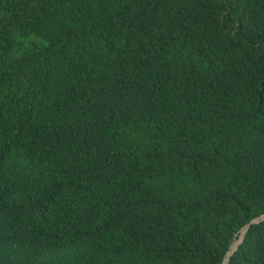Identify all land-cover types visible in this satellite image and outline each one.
I'll list each match as a JSON object with an SVG mask.
<instances>
[{"label":"trees","instance_id":"16d2710c","mask_svg":"<svg viewBox=\"0 0 264 264\" xmlns=\"http://www.w3.org/2000/svg\"><path fill=\"white\" fill-rule=\"evenodd\" d=\"M262 217L264 0H0V264H264Z\"/></svg>","mask_w":264,"mask_h":264},{"label":"water","instance_id":"95a60500","mask_svg":"<svg viewBox=\"0 0 264 264\" xmlns=\"http://www.w3.org/2000/svg\"><path fill=\"white\" fill-rule=\"evenodd\" d=\"M260 219H264V217H262V218H260ZM256 222H258V220H254L252 223H256ZM247 228H248V226H246L245 228H243V229L241 230V232L244 230V233H245ZM244 233L241 234V235L239 236V238L241 237V242H242V240H243ZM241 242H240V244H241ZM235 251H236V250H235ZM233 252H234V251H233ZM233 252L230 251V252L228 253V259H227L223 264H227V262H228V260H229V257L233 254Z\"/></svg>","mask_w":264,"mask_h":264},{"label":"bare ground","instance_id":"6f19581e","mask_svg":"<svg viewBox=\"0 0 264 264\" xmlns=\"http://www.w3.org/2000/svg\"><path fill=\"white\" fill-rule=\"evenodd\" d=\"M244 231V230H243ZM243 231H242V234H243ZM241 242V237L238 239L237 243H234L232 246H231V252L235 251L238 247V245L240 244Z\"/></svg>","mask_w":264,"mask_h":264},{"label":"rangeland","instance_id":"374dc122","mask_svg":"<svg viewBox=\"0 0 264 264\" xmlns=\"http://www.w3.org/2000/svg\"><path fill=\"white\" fill-rule=\"evenodd\" d=\"M234 243H237V242L235 241ZM234 243H233V244H234ZM233 244H232V245H233Z\"/></svg>","mask_w":264,"mask_h":264}]
</instances>
